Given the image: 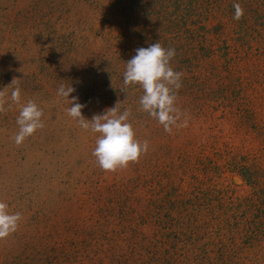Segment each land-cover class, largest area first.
<instances>
[{
	"label": "rangeland",
	"instance_id": "374dc122",
	"mask_svg": "<svg viewBox=\"0 0 264 264\" xmlns=\"http://www.w3.org/2000/svg\"><path fill=\"white\" fill-rule=\"evenodd\" d=\"M155 6L0 0V93L20 88V104L0 95V201L21 214L16 231L0 238V264H264V235L247 241L241 215L259 201V188L228 166L249 159L264 166V138L245 122L250 111L264 121V50L232 32L239 50L231 57H241L242 70L226 72L221 52L205 53L207 44H219L216 32L197 23L172 30L146 9ZM171 9L183 12L179 2ZM253 21L243 17L232 27ZM155 42L194 53H187L195 57L189 67L180 56L170 61L182 73L175 104L192 98L188 83L203 96V114L187 115V125L170 133L140 110V87L122 84L135 50ZM252 64L258 73L250 77L244 68ZM60 85L73 87L69 99L77 98L84 119L115 104L129 110L135 138L147 140L148 151L126 168L102 171L91 154L96 134L67 115ZM28 100L42 110L44 126L17 145L16 117ZM120 211L132 219L120 222ZM256 214L264 216L251 210L249 220ZM60 246L66 250L54 258Z\"/></svg>",
	"mask_w": 264,
	"mask_h": 264
},
{
	"label": "clouds",
	"instance_id": "9594fccd",
	"mask_svg": "<svg viewBox=\"0 0 264 264\" xmlns=\"http://www.w3.org/2000/svg\"><path fill=\"white\" fill-rule=\"evenodd\" d=\"M233 19L238 21L243 15V9L239 3H233ZM175 55L172 48H164L159 42L150 44L148 47L138 48L126 63L122 74V84L138 85L142 90L139 97L141 111L153 118L156 123L163 127L165 132H171L175 126H186L187 119L178 125L180 111L175 106L176 96L174 90L181 87L180 71H174L170 61ZM74 91L73 87L60 85L57 96L70 101L66 107L67 115L75 120L81 129L95 135V146L92 156L97 166L105 172H114L123 169L130 162H136L139 157L149 149L147 140H137L131 123L128 122L129 110L120 111L115 104L101 115H95L91 120L81 116L83 107L77 102L76 97L69 99ZM123 91V90H121ZM12 103L20 104V88L14 87L10 93L3 94ZM4 101L0 100V111H3ZM42 110L38 105L28 100L20 105L16 117L18 131L14 136V143L19 145L31 136L37 129L43 128ZM6 202L0 201V238H5L15 232L21 220L19 212H9Z\"/></svg>",
	"mask_w": 264,
	"mask_h": 264
},
{
	"label": "trees",
	"instance_id": "16d2710c",
	"mask_svg": "<svg viewBox=\"0 0 264 264\" xmlns=\"http://www.w3.org/2000/svg\"><path fill=\"white\" fill-rule=\"evenodd\" d=\"M125 1L131 2L132 0H125ZM139 1H143V0H139ZM147 2L158 3V7L157 6L153 8L147 7L146 9L148 8L151 9L152 12L156 15V17L159 18L162 25L170 24L169 27L174 28L172 30H175V28L178 29L180 25H182L181 26L182 29L185 27V25L192 26L193 24L197 23L198 28L202 29V31H205V33L216 32L219 44L217 45L207 44L204 47L206 49L205 53L208 56H211L214 53H216V51L219 53L221 52L219 54V57L225 60L224 63L227 62L229 64V68L225 70L226 72L231 73V71L233 70V73L235 71H237V73H240L242 70V68L239 67V62L242 61L241 57L240 56H235L234 58L231 57V54L237 53L239 50V47L232 35V32L234 34L240 33L241 35H246L248 37V41L246 43L247 45H251L258 42L257 43L258 46V44L261 43L260 46L258 47L261 50H264V24L262 23L264 22V0H147ZM177 2L180 3L183 12L180 13L181 11L179 10L175 14V12H173L171 7H176ZM234 2L239 3L241 8L243 9V15L241 16V18L246 17L248 18V21L251 19H254L256 21H253L247 26L232 27V25L238 22L233 19ZM194 17H196V19L193 20ZM212 21L215 22L214 25H211ZM185 32H188V30H185ZM213 46H217V47L215 49H211ZM179 50L181 51L178 52ZM190 50L191 49L183 50L181 49L180 46L178 47L177 50L175 49L176 53L174 57L180 56L178 62L180 63L182 61V63H185L184 66L189 67L192 65V60L195 59V57H190L189 55H187V53L194 54ZM247 50H249L250 53L251 50L254 51L256 54L259 52L258 49L254 48L253 50L252 47H247ZM202 58L207 59L205 56H203ZM249 58L247 59V62L251 60ZM244 69H247L250 77L256 76L258 73L257 67L253 64L251 66H247ZM193 81H196V79H193ZM192 84L193 83H188L185 86V92L188 93V95L191 96L192 98L183 100L185 101V103H183L180 107H178L179 103L175 104V106L180 111L181 114L180 119L182 120L185 119L187 115L189 114L192 115L193 112H195V114H198V112H200V114L201 113L203 114V103L201 102L203 96L198 95V88H196L195 91H193V89L197 86H194ZM219 99L226 100V98L222 95L219 97ZM245 122L246 124L248 123L251 124V127L252 126L254 127L253 130L256 132L258 136L260 137L262 136L264 138V121L258 119L256 113L250 111L249 117L245 120ZM228 166L233 170L236 169L235 171L239 173V175L242 177L244 181H246L247 184L251 185L252 187L259 188L258 194L261 197L259 201L258 199L254 202L250 201V204L248 203L245 204L244 205L245 208L244 209L242 208L241 211L242 217L246 216V219L243 218V220H244V224L246 223L248 227L244 234V238L247 241L254 240L258 236L264 235L263 233L264 216L260 217L258 214H256L253 216V218H251V220H249L248 215L251 210H255V212H260L264 214V209L258 207V204L264 207V188H262V186L264 185V166L261 164L255 165L252 159H249L248 161L242 160L239 163L235 161L233 163L228 164ZM219 200H221V198ZM126 214L127 211L126 212L120 211L119 213H116L117 219L120 222H124V223L129 222L132 218L127 217ZM232 217L233 219H235L236 216L234 215ZM128 229H130L132 232L131 228ZM59 248L60 249L58 251H51L52 254L54 255V258L56 257L58 258V256H62L66 250L65 247L63 246H60ZM38 262L41 261L38 259Z\"/></svg>",
	"mask_w": 264,
	"mask_h": 264
}]
</instances>
